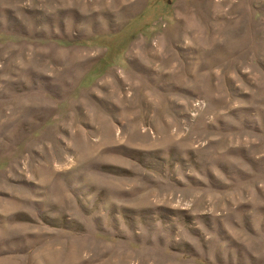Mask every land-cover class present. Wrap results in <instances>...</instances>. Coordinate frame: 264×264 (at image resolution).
Instances as JSON below:
<instances>
[{
    "label": "rangeland",
    "instance_id": "rangeland-1",
    "mask_svg": "<svg viewBox=\"0 0 264 264\" xmlns=\"http://www.w3.org/2000/svg\"><path fill=\"white\" fill-rule=\"evenodd\" d=\"M0 264H264V0H0Z\"/></svg>",
    "mask_w": 264,
    "mask_h": 264
}]
</instances>
